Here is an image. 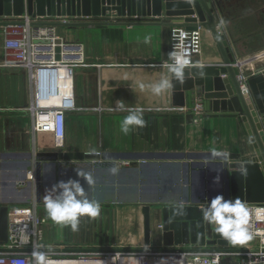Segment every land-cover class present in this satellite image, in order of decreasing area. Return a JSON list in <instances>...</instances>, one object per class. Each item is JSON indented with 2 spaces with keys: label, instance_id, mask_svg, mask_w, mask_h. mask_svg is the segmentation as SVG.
Returning a JSON list of instances; mask_svg holds the SVG:
<instances>
[{
  "label": "crops",
  "instance_id": "obj_1",
  "mask_svg": "<svg viewBox=\"0 0 264 264\" xmlns=\"http://www.w3.org/2000/svg\"><path fill=\"white\" fill-rule=\"evenodd\" d=\"M213 3L235 60L252 58L255 72L264 68V0ZM7 23H11L7 18L0 19V54ZM172 28L85 29L80 54L61 60V71L70 69L71 76L57 73L54 88L38 86L28 68L0 67V205L8 207L9 221H24L37 197L36 211L45 219L39 251L49 257L78 258L141 247L143 204L151 207V247H164L162 207L188 203L202 208L216 195L230 196L223 159L252 150L241 116L205 110L193 123L191 114L182 111L191 108L184 91L188 84L197 78L216 79L189 74L193 66L220 60L210 32L199 28L197 50L189 51L192 66L182 83L173 80L170 92L156 96L129 88L130 76L155 82L166 74ZM55 37V43L62 39L74 43V31L65 26L55 29ZM146 37H150L148 43ZM40 50V63H50L46 48ZM62 95L73 105L65 110L64 143L56 148L52 133H35L33 125L39 111L37 99L53 101ZM118 101L125 102V107H143L147 126L123 135L120 124L127 113L109 111ZM36 153L40 162L33 181L27 174ZM114 166L119 169L116 174L110 171ZM77 172L90 173L94 183L87 184ZM69 178L78 179L87 198L101 206L99 217H81L75 232L53 223L43 205L45 190Z\"/></svg>",
  "mask_w": 264,
  "mask_h": 264
},
{
  "label": "water",
  "instance_id": "obj_2",
  "mask_svg": "<svg viewBox=\"0 0 264 264\" xmlns=\"http://www.w3.org/2000/svg\"><path fill=\"white\" fill-rule=\"evenodd\" d=\"M214 3L213 0H0V18H18L24 13L31 17L60 14L98 16L114 10L118 15L140 20L77 21L56 24V27L65 26L74 31V43L64 40L63 47L58 44L52 47L51 33H48L44 39L33 41V44H40L46 48L45 52L50 58L53 52L55 62L73 57V50L80 47L84 40L85 29H99L111 25H141L180 26L189 31L202 28L210 32L219 51L220 60L207 62L200 67L193 66L189 69V74L216 79L193 80V83L188 84L189 86L184 90L186 98L190 107L195 104L193 97L196 96L204 109L209 112L233 113L241 116L252 150L245 156L230 154L223 159L226 185L230 184L228 199L239 198L245 203L260 204L264 203V68L248 74L249 92L244 93L236 78L238 70L232 67L235 58L219 25ZM40 26L44 28L52 24L41 23ZM63 51L66 53L62 54ZM209 82L213 83L211 88ZM177 203H185V200ZM140 213L141 247L127 249L124 252H164L174 250L178 246L194 252L242 250L237 245L225 241L214 229H211V226L203 220L198 205L188 203L162 207L160 218L164 247H151L153 242L150 205H141ZM8 221V207L0 205V246L8 241ZM215 245L218 247L209 248ZM6 251L9 250L0 247V252Z\"/></svg>",
  "mask_w": 264,
  "mask_h": 264
},
{
  "label": "built area",
  "instance_id": "obj_3",
  "mask_svg": "<svg viewBox=\"0 0 264 264\" xmlns=\"http://www.w3.org/2000/svg\"><path fill=\"white\" fill-rule=\"evenodd\" d=\"M7 20H10L11 23L6 24L3 32L0 67L28 68L33 71L31 75H33L36 84L38 83V86L43 89L44 87L54 88L56 86L57 73L58 75L60 73V75L71 76L70 69L64 73L61 71L63 63L53 60V52H51L52 61L50 63H40L38 56L41 51L40 47L43 46L33 44L34 40L44 39L48 33H51L52 47L56 44L63 47V39L59 43H55L56 24L77 21H140L135 17L129 18L126 15H118L114 10L98 16L53 15L31 17L23 14L18 18H7ZM41 23H50L52 26L42 28ZM180 33L186 34V39L182 43L188 51L190 49L192 51L197 50V42L200 37L199 30L189 31L184 27L175 26L171 29L170 34L171 51L176 43L173 36ZM75 49V52H72L73 56L80 54L81 46ZM51 51H53V48ZM64 53L66 52L62 54ZM251 59L248 58L245 62L235 60L232 64V67L238 70L236 78L244 93L249 92L248 74H252L255 70L254 65L251 64ZM66 81L65 86H68L70 79ZM53 99V101L37 99L39 111L33 125V131L35 133L51 132L54 146L59 148L64 143L65 110L72 107L73 103L70 99L64 98L63 95ZM182 111L191 114L193 123H197L205 114V109L200 102ZM38 156L39 154L36 153L34 164L27 174L29 180H35L36 165L40 162ZM37 204L38 199L36 197L31 206L32 209L28 219L8 221V241L3 247L9 251L0 252V264H34L33 253L37 245L42 246V229L45 224V219L36 211ZM245 204L250 211L249 230L254 234L252 240L254 244L237 252H194L184 250V248L178 246L174 250L164 252L129 253L115 250L89 256L82 255L78 258H49L52 264H264V203Z\"/></svg>",
  "mask_w": 264,
  "mask_h": 264
},
{
  "label": "clouds",
  "instance_id": "obj_4",
  "mask_svg": "<svg viewBox=\"0 0 264 264\" xmlns=\"http://www.w3.org/2000/svg\"><path fill=\"white\" fill-rule=\"evenodd\" d=\"M173 39L176 43L173 45V50L168 53L170 62L165 65L166 74L155 82H144L130 76L131 90L160 96L173 89V80L180 83L185 80L186 69L192 66L191 55L182 43L186 39V34L174 35ZM149 40L150 37H146L145 43ZM112 110L127 113L120 124V132L125 136L135 129L147 126L143 107H125V102L118 101L115 109H109ZM110 171L116 174L119 169L114 166ZM76 175L82 177L89 185L94 183L90 173L77 172ZM43 205L48 218L53 223L61 227H69L73 232L78 231L81 217L95 219L101 214L100 204L87 198L85 189L78 179L57 181L47 188L43 196ZM201 212L203 220L228 243L243 246L254 239V234L249 230L250 211L241 199H225L222 195H216L210 202H206ZM40 247L37 245L33 253L34 264H52L49 255L39 251Z\"/></svg>",
  "mask_w": 264,
  "mask_h": 264
}]
</instances>
